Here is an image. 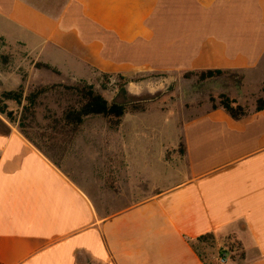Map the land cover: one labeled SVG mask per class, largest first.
I'll use <instances>...</instances> for the list:
<instances>
[{"label": "crops", "instance_id": "obj_1", "mask_svg": "<svg viewBox=\"0 0 264 264\" xmlns=\"http://www.w3.org/2000/svg\"><path fill=\"white\" fill-rule=\"evenodd\" d=\"M0 17L27 32L32 44L1 37L31 57L49 44L126 77L220 70L264 81V0H66L56 14L0 0ZM3 126L0 264H207L194 245L202 237L217 255L240 247L226 264H264V110L188 118L173 166L128 131L126 170L109 184L87 152L63 167Z\"/></svg>", "mask_w": 264, "mask_h": 264}, {"label": "rangeland", "instance_id": "obj_2", "mask_svg": "<svg viewBox=\"0 0 264 264\" xmlns=\"http://www.w3.org/2000/svg\"><path fill=\"white\" fill-rule=\"evenodd\" d=\"M65 1L35 0L51 14L58 13ZM1 36L19 37L32 44L27 32L15 30L0 17V108L3 111L0 128H4V123L26 133L63 167L70 158H84L87 152L88 168L108 184L116 179V172L126 170L125 146L131 144L126 132L135 130L138 143L144 145L145 140L151 143L153 160L161 154L160 159L173 166L178 164L180 126L185 120L219 105L220 96L236 100L249 113L254 110L257 98L264 99V81L247 71L212 73L210 78L202 80L196 73L126 77L81 65L49 44L37 48L31 57L22 45ZM36 56L41 62L34 59ZM37 63L51 69L36 67ZM79 84L91 86L108 102L126 106L127 112L117 127L99 116L85 119L76 131L63 126L62 111L76 100L66 88ZM39 89L46 92L30 107L24 97ZM17 91H22L20 102L1 97L2 93ZM194 245L207 264H219L212 241L205 239Z\"/></svg>", "mask_w": 264, "mask_h": 264}, {"label": "trees", "instance_id": "obj_3", "mask_svg": "<svg viewBox=\"0 0 264 264\" xmlns=\"http://www.w3.org/2000/svg\"><path fill=\"white\" fill-rule=\"evenodd\" d=\"M36 67H41L50 70L51 67L46 64H35ZM220 70L197 72L199 79L210 78L212 73L220 74ZM193 74V73H191ZM208 75V76H207ZM207 76V77H206ZM127 83L129 81H126ZM66 90L71 92V96L76 98L73 104H69L62 111L60 121L64 127L70 128L72 131H76L77 128L84 122L85 119L89 117H103L107 119L112 126L117 127L121 118L127 112V108L124 104L116 102H108L103 96L94 92L93 88L86 84H79L73 87H68ZM46 92V89H39L33 93H30L24 97L25 102L30 106L34 107L37 99ZM1 97L7 101L20 102L23 98L22 91L17 92H7L2 93ZM219 105L212 107L213 110L222 109L227 115H229L233 120L239 121L245 118L249 112L245 110L244 107L240 106L236 100L229 99L224 96H220ZM264 110V99L257 98L254 104L253 112H260ZM0 113L3 111L0 108ZM21 134L34 146L41 147L35 144L26 133L21 132ZM184 146L183 143L179 144V151L183 153ZM208 237L199 238L198 241H203ZM221 254L232 253L233 256H239L240 247L235 245V243H230L226 245V250H220Z\"/></svg>", "mask_w": 264, "mask_h": 264}, {"label": "built area", "instance_id": "obj_4", "mask_svg": "<svg viewBox=\"0 0 264 264\" xmlns=\"http://www.w3.org/2000/svg\"><path fill=\"white\" fill-rule=\"evenodd\" d=\"M218 262H219V264H226V262H227L226 254L219 255L218 256Z\"/></svg>", "mask_w": 264, "mask_h": 264}]
</instances>
